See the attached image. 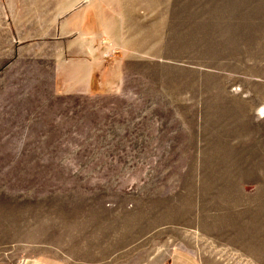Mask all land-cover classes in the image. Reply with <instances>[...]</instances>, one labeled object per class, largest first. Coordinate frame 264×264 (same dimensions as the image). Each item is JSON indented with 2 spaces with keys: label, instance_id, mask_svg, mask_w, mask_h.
<instances>
[{
  "label": "rangeland",
  "instance_id": "obj_1",
  "mask_svg": "<svg viewBox=\"0 0 264 264\" xmlns=\"http://www.w3.org/2000/svg\"><path fill=\"white\" fill-rule=\"evenodd\" d=\"M112 6L101 83L0 67V264H264V0Z\"/></svg>",
  "mask_w": 264,
  "mask_h": 264
},
{
  "label": "crops",
  "instance_id": "obj_2",
  "mask_svg": "<svg viewBox=\"0 0 264 264\" xmlns=\"http://www.w3.org/2000/svg\"><path fill=\"white\" fill-rule=\"evenodd\" d=\"M119 3L120 0H0V67H8L9 60L17 62L15 66L24 67L26 52L32 59H38L42 45H47V52L58 49L64 53V62L58 67L81 61L83 67L91 66L88 76L93 83H101L100 72L92 65L99 64L105 51L103 41L109 39L116 45L110 38L116 14L112 4ZM132 8L134 5L129 2V10ZM50 45L57 47L51 49ZM30 264L57 263L33 261ZM167 264L202 262L189 252L177 250L171 253Z\"/></svg>",
  "mask_w": 264,
  "mask_h": 264
}]
</instances>
